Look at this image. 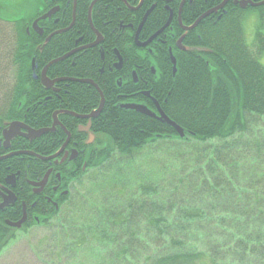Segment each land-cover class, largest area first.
<instances>
[{
	"label": "trees",
	"instance_id": "1",
	"mask_svg": "<svg viewBox=\"0 0 264 264\" xmlns=\"http://www.w3.org/2000/svg\"><path fill=\"white\" fill-rule=\"evenodd\" d=\"M5 1L0 0V22L9 23L12 32L1 33V59L6 61L0 68V109L4 108L0 119L29 114L32 126L48 127L56 110L85 114L97 108L100 97L93 85L68 82L59 96L48 101V112L40 115L39 123L29 117L32 104H43L51 93L32 77V57L41 69L61 56L68 42L53 41L44 52H31L34 39L26 31L31 20L11 14ZM235 7L229 4L220 18L202 20L188 31L183 40L186 50L175 46L182 33L176 25L164 52L152 61L153 54H144L133 44L132 34L112 33L117 24L109 25L107 34L96 24L105 35L106 56L115 61L114 49L124 56L123 68L113 69L108 81L100 77L98 49L83 54L74 65L69 57L48 68L50 78H94L107 99L92 120L96 137L90 144L78 130L85 120L58 116L73 139L80 134V141L76 140L81 150L78 163H62L55 169L62 187L76 191V198L60 196L61 210L53 209L42 220L44 226L61 228L57 236L63 254L70 257L89 247L95 252H90L93 263L89 264H264V132L249 131L254 129L252 120L264 124V65L257 60L264 51V5L243 11ZM253 12L258 17L254 47L244 29ZM157 21L158 17L149 16L144 29L151 32L165 23ZM169 46L176 58L175 74ZM11 65L12 76L5 77ZM135 65H155L161 76L140 87L129 74ZM104 70L109 71L107 66ZM120 72L129 75L120 80ZM8 77L13 80L10 86L4 84ZM143 89L184 129L183 138L164 122L121 107L127 91ZM34 91L40 93L38 99ZM51 135L49 149L67 138L61 128ZM42 146L40 140L26 147L43 154ZM64 208L72 212L62 214ZM14 237H0V254Z\"/></svg>",
	"mask_w": 264,
	"mask_h": 264
},
{
	"label": "flooded vegetation",
	"instance_id": "2",
	"mask_svg": "<svg viewBox=\"0 0 264 264\" xmlns=\"http://www.w3.org/2000/svg\"><path fill=\"white\" fill-rule=\"evenodd\" d=\"M35 1L34 7L37 9L31 17L30 23L26 27L28 35L34 39L33 44H35V47L31 52H44L48 46L50 48L53 41H61V44L68 42L67 48L64 49V51H66L61 56L67 55L65 58L70 57V60L74 65L77 58L79 59L83 54L98 49L100 51V59L103 65L99 71H104V68L107 66L108 70L112 72L113 69L117 71L121 70L124 65V56L121 54L122 66H116V63L120 60V56L116 50L114 51L116 54L115 61H113L111 57L106 56V49L103 45L105 37L104 33H108V29H110L109 25L112 23L118 25L117 28H114L112 33H117V35L124 33L132 34L133 44L136 47L135 37H137L138 42H144L162 28L152 29L153 31L151 30V32H147V29H139L140 22H146L149 16H156L158 17V21H160L158 24H160L161 21H165V24L168 23L169 25L146 47H137L139 49H144V54L152 53L153 55L151 54L152 56L150 58V61H152L156 60L155 57L159 56V53L164 52L166 38L176 25L180 27L181 23L190 25L200 18L201 20L199 22L213 18L214 16L220 17L221 14L226 11V7L229 4L233 6L242 5L244 9H248L252 7L253 3L261 0ZM117 2H120L121 6H118ZM115 5L117 6V10H115ZM96 24L101 26L104 33ZM99 33L102 38L101 42L92 45L99 37ZM177 41L176 46L182 48L181 44H177ZM156 49H159V51L156 52ZM172 51V47L169 46V55ZM126 58L128 61V56H126ZM32 61L33 70L38 73L37 78L40 79L39 75L44 66L40 69V62L35 63V56L32 57ZM38 69H40V71H38ZM129 74L132 75L134 82L141 83L140 87H147L149 81H151L153 77H158V71L153 65H135V68L132 69ZM129 74L120 72L119 79L122 80ZM58 78L61 77H56L54 79ZM73 80L74 78H71L70 81L63 80L53 83L51 88L48 89L51 93L45 97L46 101H44L43 104H41L42 101L33 103L32 110L31 108L27 109L28 112L31 110L32 116L29 117L33 120L35 119L36 123H39L40 115L43 112H48V101L52 99L54 95L59 96L63 85L66 87L69 85L68 82H74ZM76 80L79 82L81 79ZM87 84L95 87L92 83ZM138 95H140L139 101L134 102L146 104L153 111H156L158 101L151 96L148 89H143L139 92L129 90L125 94V97L128 101L136 100ZM35 97L38 99L37 95H35ZM86 114L87 113L83 115ZM28 115L29 114H25L21 119L12 120H18L25 124V126L19 125L12 129L9 128V123L11 121L0 120V237H4L5 239L15 236L18 232H27L34 227L43 226L42 220L47 218L53 209L57 210L59 208L57 206V204L59 205V197L68 195L67 192H65L67 189L65 190V188L62 187L61 178L57 176V171L55 169L58 168L60 164L69 161L78 163L79 156L81 155V150L77 141H80V134H76L75 139L70 135L69 141L66 145L64 144L66 138L63 136L59 141V146L56 147L54 143L51 149H49L50 146H48L49 140L52 138L51 133L56 132L57 130L45 133L39 137L30 138L29 129L40 128L42 126H32L30 122H28ZM70 116L76 119L85 120V123L78 124V130L80 133H84L87 139L90 138L92 120L87 117ZM58 127L64 130L61 126L58 125ZM40 140H42L43 155L50 156L60 152L59 155L41 162L26 160L24 157H20L25 154H16L17 151L29 149V147H26L27 143H38ZM62 146L65 148L62 149ZM55 148H57V150L52 152ZM73 149H76L78 154L70 160V156L75 154L72 152ZM18 159H21L20 162L22 163L20 165L18 164ZM15 165L24 168L23 170H16V167H14ZM43 168L46 169V172L49 169H52L47 183H42L44 175L43 177L36 175ZM54 175H56L58 179L53 177ZM33 176H35V178Z\"/></svg>",
	"mask_w": 264,
	"mask_h": 264
},
{
	"label": "rangeland",
	"instance_id": "3",
	"mask_svg": "<svg viewBox=\"0 0 264 264\" xmlns=\"http://www.w3.org/2000/svg\"><path fill=\"white\" fill-rule=\"evenodd\" d=\"M34 0H6V7L13 13L19 15H27L30 13ZM10 12V13H11ZM258 22V17L256 12L251 13L244 21V29L247 42L250 46L254 47L257 45L255 39V27ZM165 24V23H164ZM164 26H168L166 23ZM3 31L12 32V27L9 23H5L3 21L0 22V41L2 38ZM2 33V34H1ZM9 40V39H8ZM256 43V44H254ZM9 52V49H6L5 54ZM1 51H0V68L1 65L4 66V62L6 58L1 59ZM261 62L264 64V51L260 57ZM6 70L1 71V74H5ZM13 66H9L8 73L6 72L5 77L12 76ZM5 85H12L13 80L11 77L6 78ZM4 108L1 107L0 111ZM251 126L254 128H258L257 134L264 132V124H259L258 122L252 120ZM262 126V127H261ZM77 193L76 191H71L69 197L71 200L75 199ZM72 209L67 210L64 208L61 213L70 214ZM82 213V212H81ZM76 214H80L78 210ZM85 222V221H84ZM80 224V220L78 221ZM70 227V225H68ZM80 227V226H79ZM60 231L58 225H49L42 227H34L27 232H18L17 238L11 242L8 248L3 252L0 256V264H89L92 262V256L90 252L95 254L89 247H83L77 250L76 253H73L70 257L61 252L59 246V240L57 233ZM78 233L79 230L77 229ZM62 236L64 235V231L62 230ZM60 235V233H59ZM61 236V237H62ZM76 236V235H75ZM62 247V244H61ZM93 263V262H92Z\"/></svg>",
	"mask_w": 264,
	"mask_h": 264
},
{
	"label": "water",
	"instance_id": "4",
	"mask_svg": "<svg viewBox=\"0 0 264 264\" xmlns=\"http://www.w3.org/2000/svg\"><path fill=\"white\" fill-rule=\"evenodd\" d=\"M244 5V4H243ZM255 6H258L257 4H254ZM197 23V22H196ZM196 23L194 24V25H192V26H186V27H184V29L185 30H188V29H192L193 27H195V25H196ZM166 26H164V27H162L159 31H157L150 39H148L146 42H144V43H140V45H143V46H145V45H147L148 43H150L161 31H163V29L165 28ZM182 40V38L178 41V42H180ZM100 41V39L98 38L97 39V41L94 43V44H96V43H98ZM173 61H174V63H175V59H173ZM119 67H120V65H119ZM67 80H69V79H67ZM89 83H91V82H89ZM124 107H126V108H131V109H134V110H136L137 112H139V113H142V114H145V115H148V116H151V117H156V118H158L159 120H163V121H165V122H167L169 125H171V126H173L178 132H179V134H180V136H184V130H183V128L182 127H180L178 124H176L174 121H172V120H170L168 117H167V115L162 111V109L160 108V106L158 105V111H159V115H156L155 113H153L151 110H149L146 106H144V105H140V104H126V105H123ZM103 107H104V102L102 101L101 103H100V105H99V107H98V109L97 110H95L94 112H92L90 115H88V116H85V117H97L100 113H101V111H102V109H103ZM56 123H58L57 121H55ZM12 127H14V123L11 125V128ZM49 130H52V129H50V128H46V129H41V130H38V131H32V133H33V136H40L41 134H43V133H45V132H47V131H49ZM69 139H67V141H68ZM19 153H25V154H29V155H33V156H39V155H37L36 153H34V152H19ZM57 155V154H56ZM44 159H46V158H44ZM48 174L49 173H47L46 174V176H45V179L44 180H46L47 179V177H48Z\"/></svg>",
	"mask_w": 264,
	"mask_h": 264
},
{
	"label": "bare ground",
	"instance_id": "5",
	"mask_svg": "<svg viewBox=\"0 0 264 264\" xmlns=\"http://www.w3.org/2000/svg\"><path fill=\"white\" fill-rule=\"evenodd\" d=\"M136 1H142V0H136ZM257 3V5L258 6H262V5H264V0H261V1H258V2H256ZM234 6H237V5H234ZM255 6V5H254ZM256 7V6H255ZM233 8V7H232ZM235 8H238V9H240V10H246V9H244V7L241 5V6H237V7H235ZM217 18H220V17H217ZM139 26L141 27V28H146L145 27V21H142V22H140L139 23ZM261 55H262V53H260L259 55H258V57H257V60L259 61V63H261V64H263L262 62H261V60H260V57H261ZM120 66H122L121 64H119ZM264 65V64H263ZM105 74V75H104ZM112 75V73L110 72V71H101L100 72V77L101 78H103L104 80H107L108 81V76H111ZM69 80H71V78H69ZM74 82H77V80L76 79H74L73 80ZM88 82H92V83H94V84H96L95 85V88L97 89V91H98V95H99V97H100V102H106L107 101V99H106V96H104V93H103V91H102V89H101V87L99 86V82H97L94 78H92V77H89V78H82L80 81H79V83H88ZM223 96H224V94H223ZM225 96H227V93H225ZM224 96V97H225ZM119 98V97H118ZM235 98V100H238V97H234ZM48 128H50V129H52V130H57V129H60V127H58V124L55 122V121H52V123L50 124V126H48ZM249 131H251V132H253V133H257L258 132V128H254L253 130H252V128L251 127H249ZM252 135V134H251ZM253 136V135H252ZM257 141H258V143H260V137L258 138V136H257ZM65 147H62V149H64ZM83 168L81 167V170H82ZM57 178V177H56ZM58 179V178H57ZM56 182V181H55ZM60 231H61V228H60Z\"/></svg>",
	"mask_w": 264,
	"mask_h": 264
}]
</instances>
